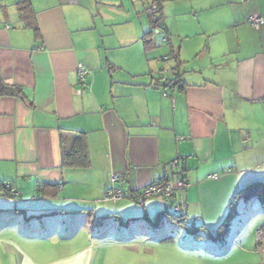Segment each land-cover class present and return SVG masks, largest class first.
<instances>
[{
  "label": "crops",
  "instance_id": "obj_1",
  "mask_svg": "<svg viewBox=\"0 0 264 264\" xmlns=\"http://www.w3.org/2000/svg\"><path fill=\"white\" fill-rule=\"evenodd\" d=\"M20 1L0 0V76L21 90L0 97V184L18 191L0 193V264H153L147 227L165 218L173 228L176 214L159 198L102 201L112 174L120 190L142 189L185 157L181 198L206 239L232 201L243 204L240 190L264 184V0H160L161 47L160 36L143 38L152 21L139 12L153 0H130L134 10L128 0H28L26 20ZM98 4L122 7L121 30ZM78 65L88 70L81 95ZM79 132L88 166L62 167Z\"/></svg>",
  "mask_w": 264,
  "mask_h": 264
},
{
  "label": "rangeland",
  "instance_id": "obj_2",
  "mask_svg": "<svg viewBox=\"0 0 264 264\" xmlns=\"http://www.w3.org/2000/svg\"><path fill=\"white\" fill-rule=\"evenodd\" d=\"M128 2L127 6L134 10L130 0ZM98 6L100 17L102 12L108 16L105 21L110 23L108 28L112 33L121 30V26L127 23L128 16L122 12V7ZM139 13L146 17L143 10ZM100 21L98 19V24ZM259 202L251 199L245 200L242 205H233L226 233H216L214 240L198 238L195 234H199V230L187 231L178 225L169 228L165 218L157 224H150L147 227L149 233L157 236L152 241L157 248L153 264H264V204ZM232 217H236L234 222ZM103 227L105 225L97 226L96 231Z\"/></svg>",
  "mask_w": 264,
  "mask_h": 264
},
{
  "label": "built area",
  "instance_id": "obj_3",
  "mask_svg": "<svg viewBox=\"0 0 264 264\" xmlns=\"http://www.w3.org/2000/svg\"><path fill=\"white\" fill-rule=\"evenodd\" d=\"M144 12L152 21V34L160 36V44L167 43L168 36L165 32L163 19L160 16L161 9L159 3L153 1L145 8ZM246 22L253 29H258L263 23V19L256 14H251L247 17ZM87 75L88 70L84 66L78 65L77 79L79 88L76 91L78 95H81L86 90L85 80ZM159 75L164 80L166 88L173 89L176 86L174 79H169L167 72L160 71ZM162 96L167 97L168 94L163 92ZM179 140H182V138L180 137ZM185 160L183 156H176L173 160L161 166L160 175L147 186L142 189H131L127 192L115 186L119 177L117 174H112L108 178L102 201L115 203L118 200L127 199L134 204L143 206L150 199L159 198L164 205L172 203L173 210L183 218L186 224H189L190 219L186 216L187 205L181 198V194L190 187L187 178L183 174ZM211 178H215V176H211ZM0 193L16 197L18 191L11 183L4 182L0 184ZM108 224L112 225V222L109 221Z\"/></svg>",
  "mask_w": 264,
  "mask_h": 264
},
{
  "label": "trees",
  "instance_id": "obj_4",
  "mask_svg": "<svg viewBox=\"0 0 264 264\" xmlns=\"http://www.w3.org/2000/svg\"><path fill=\"white\" fill-rule=\"evenodd\" d=\"M153 1L158 2L159 5L161 6L160 0H153ZM17 7H18L17 9H18V12L20 14V17L22 19L26 20L29 17H32V13L30 10V3L28 0H23V1L18 2ZM29 27H31L34 38L40 39V34H39L37 26L36 25L30 26V23H29ZM151 33L152 32H150L149 34H145L143 38H149ZM144 44L146 45V47H148L149 45H151V41H145ZM20 96H21V90L16 88L13 85L5 83L0 76V97H20ZM60 164L62 167H71V168H74V167L85 168L88 166V154H87V149H86V139H85L84 133H82V132L77 133V135L72 140L70 148L68 150H65L62 148L61 156H60ZM235 198H240L244 201L245 200H251V199H258L261 202V204H264V184H260V183L250 184V185L246 186L245 188H243L242 190H240L235 195L234 199ZM233 205H234V203L232 201V204L230 205V209L228 212V216H227L226 220L220 225V227L218 228L216 233H220V232L223 234L226 233V231L228 229V225L230 223V217H231V211L230 210L233 207ZM166 206L173 208L172 203L169 205H166ZM174 214H176V217L174 219L176 225L185 228L187 231H192V230H194V231L199 230L200 231L201 228L194 227L191 220H190L189 224H186L183 221V218L181 216H179V214H177L173 210L172 215H174ZM195 235L199 236V234H197V233ZM207 237L211 240L216 239L215 235L211 236V235L207 234Z\"/></svg>",
  "mask_w": 264,
  "mask_h": 264
}]
</instances>
